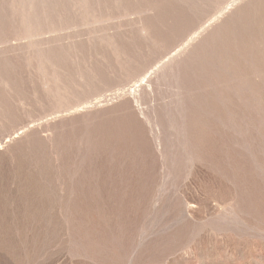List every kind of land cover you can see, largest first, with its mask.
<instances>
[{"label": "rangeland", "instance_id": "obj_1", "mask_svg": "<svg viewBox=\"0 0 264 264\" xmlns=\"http://www.w3.org/2000/svg\"><path fill=\"white\" fill-rule=\"evenodd\" d=\"M0 264H264V0H0Z\"/></svg>", "mask_w": 264, "mask_h": 264}]
</instances>
